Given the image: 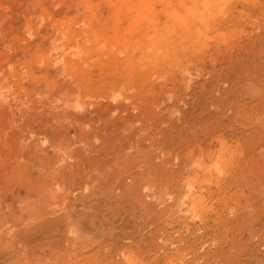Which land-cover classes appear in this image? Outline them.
<instances>
[{
	"label": "rangeland",
	"instance_id": "obj_1",
	"mask_svg": "<svg viewBox=\"0 0 264 264\" xmlns=\"http://www.w3.org/2000/svg\"><path fill=\"white\" fill-rule=\"evenodd\" d=\"M0 264H264V0H0Z\"/></svg>",
	"mask_w": 264,
	"mask_h": 264
}]
</instances>
